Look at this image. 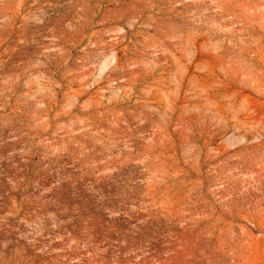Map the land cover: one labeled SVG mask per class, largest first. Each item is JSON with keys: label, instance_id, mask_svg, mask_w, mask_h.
<instances>
[{"label": "rangeland", "instance_id": "374dc122", "mask_svg": "<svg viewBox=\"0 0 264 264\" xmlns=\"http://www.w3.org/2000/svg\"><path fill=\"white\" fill-rule=\"evenodd\" d=\"M0 264H264V0H0Z\"/></svg>", "mask_w": 264, "mask_h": 264}]
</instances>
